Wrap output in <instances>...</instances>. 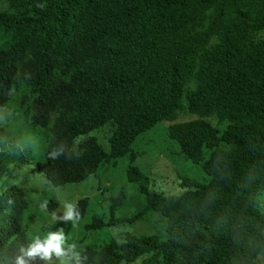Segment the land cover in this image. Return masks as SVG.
Listing matches in <instances>:
<instances>
[{"label":"trees","instance_id":"trees-1","mask_svg":"<svg viewBox=\"0 0 264 264\" xmlns=\"http://www.w3.org/2000/svg\"><path fill=\"white\" fill-rule=\"evenodd\" d=\"M6 1L0 7V34H9L11 40L0 45V105L10 107L20 95L17 107L29 116V123L49 130L44 135L43 130L26 129L41 150L28 153L31 159L24 154L18 159L36 161L38 171L55 187L96 174L122 156L131 135L153 121V108L139 109L126 98L128 77L134 75L140 89L167 112L175 108L184 81H200L193 103L202 121L191 127L182 147L202 172L200 179H188L184 206H199L201 215L168 241L177 252L163 257L169 264H227L231 246L226 231L217 228L216 218L227 209L242 208L239 185L247 166L264 162V0L149 1L147 6L158 22L173 29L175 41L183 48L166 65L142 71L141 77L135 75L131 62L117 63L105 45L113 27L109 0H96L83 36L82 20L53 19L39 7L41 0ZM155 103L151 104L161 113ZM105 125L112 126L109 151L92 135ZM23 128L20 125L17 132ZM58 143L67 144L75 155L47 159L46 152ZM220 157L230 171L228 179L221 180L216 172ZM10 159L15 158L0 157V171L7 169ZM13 180L16 185L0 197V249L13 237L26 243L33 236L21 220L29 201L17 176ZM209 194L215 200L205 207ZM89 200L84 197L77 203L81 219ZM48 205L54 210L57 202L50 200ZM106 225L95 217L85 228ZM140 240L129 235L125 242L111 241L102 247L86 242L81 250L89 257L88 264L129 263L142 255ZM206 242L214 245L210 254L203 248ZM52 264L59 261L54 258Z\"/></svg>","mask_w":264,"mask_h":264},{"label":"clouds","instance_id":"clouds-1","mask_svg":"<svg viewBox=\"0 0 264 264\" xmlns=\"http://www.w3.org/2000/svg\"><path fill=\"white\" fill-rule=\"evenodd\" d=\"M109 1L113 27L104 42L117 63L122 65L123 60L131 62L134 65L135 75L141 77L142 71L166 65L174 53L178 56V51L183 48V44L180 41H175L173 29L159 23L158 17L151 11V6H147L149 1L152 3L154 0ZM95 3L96 0H41L38 5L49 12L53 19L58 17L62 20H72L74 23L82 20L81 32L83 36L84 27ZM72 15L79 18L75 19ZM199 89L200 81L198 79L184 81L180 91L177 92L178 100L175 108L167 112L155 103L152 99L155 97L146 90L140 89L134 75L131 80L130 77L127 78L125 83L126 98L139 109L153 108L156 111L153 121L131 135L124 152L121 153V157L130 154L129 179L137 183L141 191L145 192L148 197V204L135 215L134 220L148 218L152 212L158 211L160 214L154 216L155 220H158L162 215L170 220L171 228L182 231V228L192 225L201 215L199 206L194 208L184 206L189 182L174 167L175 160L166 152H162L167 155L178 176L167 177L170 179L169 188L167 191L159 190L150 185L148 173L136 163L142 153L135 148L144 133L154 129L160 122L168 121L169 137L178 142L185 156L191 159V156L184 151L182 142L191 127L202 121L201 111L196 109L193 103ZM150 102L155 103L161 113ZM22 120L15 109L0 105V129L9 127L13 121ZM103 127H107V130L112 134L111 125ZM40 150V143L26 129L17 133L0 131V157L15 158L10 159L6 170L0 171V197H3L12 185H16L13 177L19 176L22 171L17 164L18 158L22 154L37 153ZM109 150L110 148L107 151ZM73 155L75 152L65 143H58L46 152V157L50 160H57L62 156L71 159ZM215 166L221 180L230 178V171L224 163L223 157L217 159ZM143 185L148 186L147 191L142 190ZM172 185L175 186L172 187ZM177 186L182 189L179 194H175L174 191ZM239 188L242 208L235 212L227 209L216 218L217 228L226 231V238L231 246L227 264H264V162L254 161L247 166ZM171 189L174 192H171ZM55 191L59 194L60 189L57 188ZM200 198L203 200L205 196L200 194ZM214 200L215 195L209 194L203 206H210ZM118 201L119 199L115 202L118 203ZM8 202L12 203L11 199ZM59 202L62 209L53 213L52 223L55 221L71 222L72 228H75L81 220V212L77 203L67 200L62 195L59 196ZM58 212H62V215H57ZM143 212L145 214L141 218H136ZM98 219L110 226L117 223L115 217L110 222H107L102 216H97ZM138 237L141 238L140 242L142 243L138 252L142 255L134 261L122 264H137L142 258H146L147 264H169L165 261L163 254L177 252L170 248L167 245L168 241H163L159 234H145ZM112 241L125 242L126 239L114 238ZM213 247L212 243L203 244V248L209 254ZM54 258L59 261V264H88L89 260L75 239L70 236V233L66 235L63 228L58 231L46 230V234L43 236L37 233L27 238L26 243L17 242L13 237L5 248L0 249V264H34L37 260L43 261L45 264H52Z\"/></svg>","mask_w":264,"mask_h":264},{"label":"rangeland","instance_id":"rangeland-1","mask_svg":"<svg viewBox=\"0 0 264 264\" xmlns=\"http://www.w3.org/2000/svg\"><path fill=\"white\" fill-rule=\"evenodd\" d=\"M5 2L6 0H0V7ZM10 40L9 34H0V45ZM18 89L22 93L25 91L23 86H19ZM16 96L17 98L10 103V107L15 109L23 120L13 121L9 127H4L0 131L17 133L21 125L24 127L21 132L24 129L33 130L36 133L43 130L44 135H49V130L41 129L29 123V116L17 107L18 101L22 98L18 94ZM168 126V121L160 122L154 129L144 133L140 138V143L135 145V148L142 153L136 163L148 173L150 185L163 191H167L168 185H170V179L167 177L178 176L174 167L184 178L191 180L202 177L201 169L193 160L185 156L178 142L169 137ZM92 135H95L107 150L110 148L109 137L111 132L107 130V127L93 131ZM77 147L76 145V149ZM162 152H166L175 160L174 167L167 155ZM24 156L31 159V154ZM17 164L22 171L17 176L16 182L23 186L24 196L29 201L28 208L21 220L30 236L37 233L45 234L49 228L57 231L63 228L65 234L70 233V236L82 248L86 242L95 243L102 247L114 238L124 240L129 235L159 234L163 241L174 239L177 235L178 229L171 228L169 219L161 215L158 220H155L154 216L160 214L158 211L152 212L145 219H133L148 204V197L146 193L141 191L137 183L129 179L130 154L108 162L96 174L91 175L86 180L58 187L51 185L46 176L38 171L37 163L33 159L30 163L18 159ZM174 186L172 185V187ZM57 188L60 189L59 194L55 191ZM170 191L179 194L182 189L177 186L174 191L172 189ZM60 195L75 203H78L81 198H90L86 216L80 220L75 228H72L71 222L55 221L52 223L53 213L62 209L59 202ZM117 199L119 201L115 205L114 202ZM50 200L57 202L54 210L49 208L48 202ZM57 215H62V212H58ZM97 216L104 217L107 222L112 221L115 217L117 223L101 229L87 230L85 224L92 222ZM137 264H147L146 258L140 259Z\"/></svg>","mask_w":264,"mask_h":264}]
</instances>
